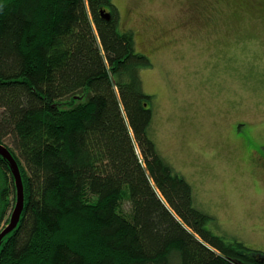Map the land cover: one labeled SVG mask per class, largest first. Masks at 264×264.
Returning a JSON list of instances; mask_svg holds the SVG:
<instances>
[{"label":"trees","instance_id":"16d2710c","mask_svg":"<svg viewBox=\"0 0 264 264\" xmlns=\"http://www.w3.org/2000/svg\"><path fill=\"white\" fill-rule=\"evenodd\" d=\"M152 65L115 0H0V142L25 193L0 264H264L160 152ZM0 177L1 226L16 202L1 154Z\"/></svg>","mask_w":264,"mask_h":264},{"label":"rangeland","instance_id":"374dc122","mask_svg":"<svg viewBox=\"0 0 264 264\" xmlns=\"http://www.w3.org/2000/svg\"><path fill=\"white\" fill-rule=\"evenodd\" d=\"M115 3L153 62L142 76L160 152L217 233L264 250V1Z\"/></svg>","mask_w":264,"mask_h":264},{"label":"water","instance_id":"95a60500","mask_svg":"<svg viewBox=\"0 0 264 264\" xmlns=\"http://www.w3.org/2000/svg\"><path fill=\"white\" fill-rule=\"evenodd\" d=\"M102 14L105 18L111 19L112 14L102 10ZM0 154L9 162L10 168L15 178L16 184V202L12 210L9 223L0 232V247L4 237L15 229L18 225L25 202L24 183L20 170V166L13 153L10 151L8 146L0 142Z\"/></svg>","mask_w":264,"mask_h":264},{"label":"flooded vegetation","instance_id":"af4514ba","mask_svg":"<svg viewBox=\"0 0 264 264\" xmlns=\"http://www.w3.org/2000/svg\"><path fill=\"white\" fill-rule=\"evenodd\" d=\"M256 1H257V0H256ZM258 1H262V2H263L264 0H258ZM262 8H263L262 10L264 11V6H262Z\"/></svg>","mask_w":264,"mask_h":264}]
</instances>
